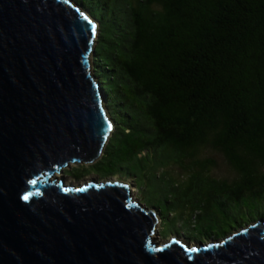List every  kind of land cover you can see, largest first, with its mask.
I'll list each match as a JSON object with an SVG mask.
<instances>
[{
	"label": "trees",
	"instance_id": "obj_1",
	"mask_svg": "<svg viewBox=\"0 0 264 264\" xmlns=\"http://www.w3.org/2000/svg\"><path fill=\"white\" fill-rule=\"evenodd\" d=\"M72 1L98 23L114 126L98 158L63 173L146 181L163 237L220 240L264 220V0Z\"/></svg>",
	"mask_w": 264,
	"mask_h": 264
},
{
	"label": "water",
	"instance_id": "obj_2",
	"mask_svg": "<svg viewBox=\"0 0 264 264\" xmlns=\"http://www.w3.org/2000/svg\"><path fill=\"white\" fill-rule=\"evenodd\" d=\"M79 8L0 0V264H264V220L158 243V211L125 184L49 178L98 158L114 126L92 68L97 21Z\"/></svg>",
	"mask_w": 264,
	"mask_h": 264
},
{
	"label": "rangeland",
	"instance_id": "obj_3",
	"mask_svg": "<svg viewBox=\"0 0 264 264\" xmlns=\"http://www.w3.org/2000/svg\"><path fill=\"white\" fill-rule=\"evenodd\" d=\"M83 11L86 14H88L86 10L83 9ZM88 16H89V14H88ZM92 60H93V56L91 57V61ZM92 68H93V66H92ZM93 71H94V69H93ZM210 155L216 160V166L212 170V174L214 176H216V177H230L232 172L229 169V167L227 166V164L224 162L222 157L218 153H211ZM80 164H84L85 165V163H83V162L80 163ZM80 164H78V163H70L64 168L69 170V169H71V167H75V166L80 165ZM55 172L56 171H54L53 174L49 176V178H52L55 175L57 176V178H60L62 175H64V176H66V180H65L66 183H72V184H75V185L83 184L84 181H89L91 178H96V179H98L99 181H102V182H106L107 180H109V181L117 180L118 182H120L122 184H126V185L129 186L128 189H129L130 194L132 196V199L134 201H139L140 202V199H139L140 198V194H139L138 189H141L142 191H146L148 194H150V192H153V188L150 185L145 184L143 187L141 186L142 183H147L146 181L145 182L135 181V183H134L132 178H129V177L126 178V177H120V176H113V177L110 176V177H107V178H98L97 176L90 174V175L82 176L79 179H75V178H72V177H68L63 172H56L57 174H55ZM173 172H174V174L176 176H181L180 178L184 177L183 174L181 175V171L179 169H177V168H174ZM141 201L142 202H140V203H142V204H144V205H146L148 207L149 206H153V203H151V201L147 200V197L143 196ZM149 208H151V207H149ZM155 209L158 211L157 208H155ZM164 223L166 224V226H165V228H166L168 226L169 222L165 221ZM243 228H245V227H243ZM160 230H161V218H160V215H159V220H158V223H157V226H156V231L152 235V237H153V239L155 241H157L158 243H162V242H165L168 238L169 239L177 238V239L182 240L184 242H189L190 246H192V245L197 243V241H190V240L186 239V237H184L181 233L180 234H169L166 237L160 236V234H159ZM210 241L211 240H206L204 242L208 243Z\"/></svg>",
	"mask_w": 264,
	"mask_h": 264
},
{
	"label": "snow or ice",
	"instance_id": "obj_4",
	"mask_svg": "<svg viewBox=\"0 0 264 264\" xmlns=\"http://www.w3.org/2000/svg\"><path fill=\"white\" fill-rule=\"evenodd\" d=\"M85 19H87V17H85ZM89 23L91 24V21H89ZM91 30H92L93 35H95V32H96V26H95V24H91ZM111 127H112L111 124H109L108 125L109 130H111ZM33 183H35V181H33ZM24 199L27 200L28 199V196L27 195L24 196ZM192 251H195V249H192Z\"/></svg>",
	"mask_w": 264,
	"mask_h": 264
},
{
	"label": "clouds",
	"instance_id": "obj_5",
	"mask_svg": "<svg viewBox=\"0 0 264 264\" xmlns=\"http://www.w3.org/2000/svg\"><path fill=\"white\" fill-rule=\"evenodd\" d=\"M79 9H80L82 12H84L81 8H79ZM84 13H85V12H84ZM85 15H86V17H88V18L90 17V16H88V14H86V13H85ZM95 23H96V22H95ZM97 25H98V23H97ZM97 27H98V26H97ZM63 169H65V168H63ZM61 171L63 172V170H61ZM61 171H60V172H61ZM55 174H57V173H55ZM53 177H57V176L55 175V176H53ZM53 177H52V178H53ZM52 178H51V179H52ZM113 181H117V180H113Z\"/></svg>",
	"mask_w": 264,
	"mask_h": 264
},
{
	"label": "bare ground",
	"instance_id": "obj_6",
	"mask_svg": "<svg viewBox=\"0 0 264 264\" xmlns=\"http://www.w3.org/2000/svg\"><path fill=\"white\" fill-rule=\"evenodd\" d=\"M62 172V171H61Z\"/></svg>",
	"mask_w": 264,
	"mask_h": 264
}]
</instances>
